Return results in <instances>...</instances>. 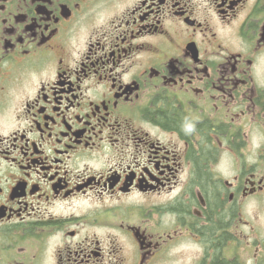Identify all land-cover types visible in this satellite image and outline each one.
<instances>
[{
  "label": "flooded vegetation",
  "instance_id": "1",
  "mask_svg": "<svg viewBox=\"0 0 264 264\" xmlns=\"http://www.w3.org/2000/svg\"><path fill=\"white\" fill-rule=\"evenodd\" d=\"M249 198L264 0H0V264H243Z\"/></svg>",
  "mask_w": 264,
  "mask_h": 264
},
{
  "label": "rangeland",
  "instance_id": "2",
  "mask_svg": "<svg viewBox=\"0 0 264 264\" xmlns=\"http://www.w3.org/2000/svg\"><path fill=\"white\" fill-rule=\"evenodd\" d=\"M256 143L257 140L254 141V144ZM249 144H251V142ZM226 161L228 162V159ZM222 174L224 178L229 179L230 177L232 178L234 172L230 170H224ZM255 201L258 202V206ZM255 208L257 211H255ZM234 219L236 222H239V219L241 220L240 236L242 238V243H240V249L238 252L240 254V258L243 260V264H245L244 262L247 260L243 259V257H245L246 253L250 255L249 253V248H250L249 240L251 236L250 226L256 223L254 225L255 228H258L259 232L262 233V235H264V198L263 200H254L253 198H249L245 201H242L240 214L236 215ZM244 222H246L247 224H245ZM230 251L235 252L236 249L231 247Z\"/></svg>",
  "mask_w": 264,
  "mask_h": 264
},
{
  "label": "trees",
  "instance_id": "3",
  "mask_svg": "<svg viewBox=\"0 0 264 264\" xmlns=\"http://www.w3.org/2000/svg\"><path fill=\"white\" fill-rule=\"evenodd\" d=\"M162 116H163V118H164L165 121H167L168 119H170V122L171 123L172 122L173 123L175 122V119L176 118L175 117H172L170 114L163 113ZM214 212H215L216 215L220 216V214L222 213L221 205L219 206L218 212L216 210H214ZM213 261H214L213 264H234L233 262H228L224 258L219 257V255H218V257L214 258Z\"/></svg>",
  "mask_w": 264,
  "mask_h": 264
}]
</instances>
